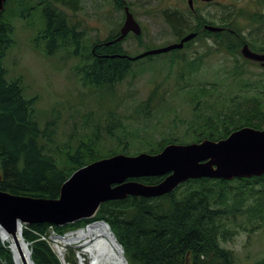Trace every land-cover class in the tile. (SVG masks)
I'll use <instances>...</instances> for the list:
<instances>
[{"label": "trees", "instance_id": "16d2710c", "mask_svg": "<svg viewBox=\"0 0 264 264\" xmlns=\"http://www.w3.org/2000/svg\"><path fill=\"white\" fill-rule=\"evenodd\" d=\"M126 1L113 0L122 18ZM81 8L80 0L4 2L0 16L1 190L58 198L63 182L75 170L94 160L117 153L154 154L168 143L219 140L245 126L264 129V67L258 74L247 76L251 73L249 66L259 63L245 59L239 52L243 43L256 52H264V0L244 3L234 0L230 10L223 11L219 22L203 14L195 16L196 10L193 12L189 7L185 12L177 8L163 12L174 41L196 32L181 49L166 52L170 57L165 63L170 69L176 68L174 94L180 95L182 88L192 85L195 75L218 55L231 57V65L225 71L237 81L243 93L232 94L220 88L217 81L197 84L195 90L185 95L192 106V118L175 116L171 120L174 130L159 138L145 137L139 127L146 123L148 127L153 119L157 123V113L169 109L171 101L164 85L170 75L153 74L143 96L138 89L130 88L132 85L120 89L124 81L134 79L142 70H135L128 58L97 57L91 52V47L96 45L97 53L107 50L108 55L129 54L122 45L124 38L108 46L102 43L117 37L116 28L105 39L89 43V31L76 17ZM13 19L23 20L29 27L37 19L33 35L35 48L46 57L63 52L67 58L76 59L74 73L80 85L88 95L100 97L104 106L98 111L89 110L80 122L73 113L64 118L62 111L70 109L64 104L41 112L37 107L38 97L24 95L23 76H7L4 59L16 43ZM203 24L222 29L211 32ZM136 38L143 44L141 35ZM195 40H200L202 49H188ZM252 76H257L253 82ZM249 89L248 96L245 92ZM225 97L226 103L220 104L219 100ZM212 99L216 107L210 103ZM64 125L69 127L66 132L60 131ZM132 179L153 184L162 177ZM237 219L242 222L241 226ZM94 221L108 224L127 264H184L187 252L191 264H235L234 251L222 243L232 240L240 230L248 233L264 230V175L232 180L188 179L159 197L129 195L105 201L92 217L73 223L22 225L21 235L28 244L32 264H61L48 236L52 232L63 235ZM69 251L75 254L74 250ZM65 260L72 264L67 255ZM0 264H14L8 245L1 239ZM251 264H264V257Z\"/></svg>", "mask_w": 264, "mask_h": 264}, {"label": "rangeland", "instance_id": "374dc122", "mask_svg": "<svg viewBox=\"0 0 264 264\" xmlns=\"http://www.w3.org/2000/svg\"><path fill=\"white\" fill-rule=\"evenodd\" d=\"M127 1L126 5H128L129 10H132L131 12L134 18L140 25V39L143 44L140 45L138 43L139 39L136 38V36L140 35H132L133 33L131 32L132 34L125 37L122 43L126 52L130 55H136L145 50L160 47L162 44L167 45L176 42L174 41L170 27L164 23L163 12L176 9V5L182 7L181 9L179 8L180 10L183 7L187 9V0ZM239 1L240 3H244L245 0ZM233 2L234 0H192V5L194 6L193 12L196 10L195 16L203 14L208 19L219 22L223 11L230 10V5ZM80 4L82 8L77 12L76 17L89 31V43L97 39H105L111 31H114L112 30L113 28L118 29L122 26L121 23L124 20V13L122 18V12L115 8L113 0H80ZM34 22L35 24L29 27L23 20L13 19L16 43L4 59L5 67L8 70L7 76L8 78L17 75L23 76V84L25 86L24 95L26 97L36 95L38 97L37 107L41 112L45 113L57 104H64V106L67 105L70 108L68 110L70 113L66 112V110L62 111L64 118L68 114L73 113L75 114L73 117L80 122L83 115L89 110L93 109L98 111L104 104L100 97L97 95H88L85 92V88L80 85L78 77L74 73V62H77L76 59L67 58L63 52H59L52 57H46L40 49L35 48L36 45L33 41V35L35 26H38L37 19ZM193 23H195V19ZM202 48L200 40H195L192 43V47L188 49ZM169 57V53H160L152 55L151 58L142 57L131 61L133 68L135 70L141 69L142 72L134 79L124 81L120 86V89H122L132 85L130 88L138 89L139 95L143 96L153 74L159 75L158 77L170 75L164 85L171 101L170 107L168 110H161L157 113L156 118L159 119L157 123H154L156 120L153 119L148 122V127H146L147 123L140 125L139 130L145 137L156 136L159 138L163 134L173 131L174 125L171 120L175 116H177L175 118L179 119L192 118V106L185 95L195 90L197 84L201 85L210 81H217L221 85L220 88H226L232 94L240 95V93H243L236 84L237 81L225 71L231 65V57L218 55L217 57H212L202 67L200 73L195 75L192 80V85L185 86L180 90V95H176L174 94L173 85L177 76L176 68L170 69L168 64L165 63L168 62ZM249 68L251 73H248L247 76L258 74L262 69L259 64H254L249 66ZM156 69H159V71H156ZM256 77L252 76L251 81H255L254 79ZM245 93L249 96L251 89ZM224 99L226 97L220 99L219 103H226ZM210 103L214 107L217 106L214 103V99ZM57 107L61 108L60 105H57ZM71 121L72 118L68 120L69 124ZM178 127L181 128L180 122ZM61 130L66 132L69 130V127H65L64 125L60 128ZM177 133L180 134L181 132L177 131ZM60 136H62L61 133H59ZM236 222L240 226L242 225L239 219ZM50 236H48V241L54 252H57V249L60 248V250L62 249L63 257L67 255L72 264H77L75 258L77 255L80 257L78 261L81 260V264H90V256L87 253L81 252V249L84 248L83 246L80 247L78 244H63L57 235L51 234ZM87 239L89 242L86 243V246L92 243L91 236H88L85 240ZM222 245L234 251L236 256L235 264H251L261 257H264V230H257L251 233L240 230L232 240L223 242ZM70 249L74 250L75 254L70 252ZM57 255L58 257L61 256L58 252ZM61 264H69V262L64 259V262H61Z\"/></svg>", "mask_w": 264, "mask_h": 264}, {"label": "water", "instance_id": "95a60500", "mask_svg": "<svg viewBox=\"0 0 264 264\" xmlns=\"http://www.w3.org/2000/svg\"><path fill=\"white\" fill-rule=\"evenodd\" d=\"M5 1L0 0V16ZM187 3L191 8L192 0H188ZM123 10L124 20L119 34L110 42L121 41L129 32L135 35L141 33L140 25L128 5H124ZM204 29L216 32L222 28L205 24ZM195 36L196 32H190L178 42L148 49L133 56L125 54L107 56L136 60L148 55L181 49L185 42ZM240 54L245 59L264 67V52H256L247 43H243ZM261 175H264V129L245 126L219 140L168 143L160 152L154 154L117 153L94 160L75 170L63 182L58 198L12 194L0 189V226L12 233L15 232L17 224L22 226L47 223L62 226L92 217L105 201L124 199L129 195L159 197L172 192L188 179L232 180ZM150 176H161L162 179L153 184L132 179ZM94 222H103L108 227L104 221ZM65 234L57 236L62 237ZM23 243L27 248V242L23 240ZM184 264H191L189 252L185 255Z\"/></svg>", "mask_w": 264, "mask_h": 264}, {"label": "bare ground", "instance_id": "6f19581e", "mask_svg": "<svg viewBox=\"0 0 264 264\" xmlns=\"http://www.w3.org/2000/svg\"><path fill=\"white\" fill-rule=\"evenodd\" d=\"M88 236L92 237V243L86 246L89 240H85ZM114 236V235H113ZM59 237V236H57ZM0 239L10 248L14 260V264H32L29 259L28 250L23 243L21 235V225L17 224L15 232H9L0 226ZM63 244H78L83 246L81 252L90 256V264H107L106 261L111 260L107 256L106 241L113 240L108 227L103 222L90 223L72 233L58 238ZM85 240V241H84ZM90 240V241H91ZM57 250H60L58 248ZM62 251V249H61ZM112 257H118V253L110 254Z\"/></svg>", "mask_w": 264, "mask_h": 264}, {"label": "built area", "instance_id": "2783aa9c", "mask_svg": "<svg viewBox=\"0 0 264 264\" xmlns=\"http://www.w3.org/2000/svg\"><path fill=\"white\" fill-rule=\"evenodd\" d=\"M42 238H44V237H42ZM106 244H107L106 249H109V251H107V256L111 259V260L106 261V263L107 264H126V260L124 259L123 250H122L121 246L115 240L114 241L108 240V241H106ZM115 252L118 253V257L115 258V257L110 256V254H112V253L115 254ZM58 254L61 255L59 257L60 261L64 262L62 251L58 250ZM77 256H79V255H77ZM78 259H80V257H78ZM79 263L81 264V260L79 261Z\"/></svg>", "mask_w": 264, "mask_h": 264}, {"label": "flooded vegetation", "instance_id": "af4514ba", "mask_svg": "<svg viewBox=\"0 0 264 264\" xmlns=\"http://www.w3.org/2000/svg\"><path fill=\"white\" fill-rule=\"evenodd\" d=\"M187 2H188V0H187ZM193 4V3H192ZM177 7V9L178 10H180L182 7H179V5H176ZM187 6L190 8V6L188 5V3H187ZM180 8V9H179ZM185 7H183V9L182 10H180L181 12H185V10H186V8L184 9ZM191 10H194V6L192 5L191 6V8H190ZM177 15H178V13H177ZM163 20H164V23L167 25V22L165 21V18H164V16H163ZM122 24V23H121ZM119 25H120V23H119ZM197 25V24H196ZM205 24H203V26H204ZM121 27V26H120ZM120 27L118 28V34H119V29H120ZM130 34H132L131 32H129L128 34H127V36L126 37H128ZM132 35H135L134 33L132 34ZM134 37V36H133ZM116 38V37H115ZM110 41H112V40H107V41H103L102 43L103 44H105V46H108V45H110V44H112V42H110ZM95 49H96V45H94V46H92L91 47V52L94 54V55H96L97 57H99V56H101V57H107V55H108V52H107V50H105V51H102V52H99V53H97V52H95ZM122 54H125V55H127L126 53H122ZM122 54H120V55H122ZM127 56H133V55H130V54H128ZM118 58H120L119 56H117ZM125 58H128V57H125ZM129 59V58H128ZM130 61H133V60H131V59H129Z\"/></svg>", "mask_w": 264, "mask_h": 264}]
</instances>
